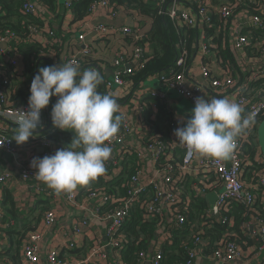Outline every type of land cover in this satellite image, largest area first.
<instances>
[{"label": "built area", "instance_id": "2783aa9c", "mask_svg": "<svg viewBox=\"0 0 264 264\" xmlns=\"http://www.w3.org/2000/svg\"><path fill=\"white\" fill-rule=\"evenodd\" d=\"M80 0H66L65 7L71 9L75 2ZM149 0H146L148 2ZM153 1V0H150ZM157 4V1H155ZM160 3H165L166 7L163 9V13H167L170 19L175 22H181L184 27L196 28L201 30V34L206 42L203 44L199 55L205 56L210 50L211 38H207L205 33H203L204 28L217 23L213 21L214 18L220 22L223 20L227 24V30L224 32L226 35L225 39L229 42L230 46L238 54V59L244 66L249 69V76L245 81L241 82V88L235 92L238 95L237 103H239L246 111L242 115L244 118L249 116L252 120L249 127L253 126L254 120L260 114L264 112V98L258 97L259 94L255 96H250L244 92L245 88H249L253 81L263 79L264 80V6H261L259 2L260 9L257 12H253L247 8L243 7L241 0H235V3L224 0L220 3H213L212 1L206 0L204 4L199 5L200 0H188L186 2H180V0H159ZM236 4V5H235ZM241 7L240 9L235 7ZM106 8L112 17H115L121 10L111 7L107 0H98L91 6V13H93L97 8ZM23 9L28 13L37 14V5L33 0H25L23 4ZM255 10V9H254ZM125 11V10H124ZM133 14V13H132ZM136 17L135 22H139L136 28L130 26H117L111 29L105 23H98L91 28L86 27V22H81L78 27L80 31L78 33V40L80 43L84 44L83 52L88 53L91 51L93 46L90 43L88 37L90 35H98L104 37L107 33H115L117 35H133L136 40L141 41L144 37V33L147 31L145 26H142V18L136 13L133 14ZM223 23V24H224ZM182 26V27H183ZM220 29V28H219ZM219 29L217 32H219ZM37 32V31H36ZM51 39L55 40L56 35L54 31L47 30ZM255 33V34H253ZM216 33L215 36H217ZM14 33L7 30L5 35L0 36V44L6 43V47L0 48V54L5 56V60L9 61L12 65L16 66L18 73H21L22 62L17 57L16 54H8L9 38H13ZM56 41V40H55ZM185 48V47H183ZM146 49L143 45L138 44L136 46L129 45L122 48L112 60V66L114 67L113 76L106 81V85L109 88L114 86H125L126 81L122 78L123 73H133L143 62L144 54ZM81 52H76L70 55L68 60L78 64L77 58L80 56ZM176 65L182 66V70L169 76V74H164L161 76L162 82L168 84L169 88L176 90L183 96L189 97L194 103L195 99L203 91V88H208L214 94L219 92H227L231 88H236V80L230 78L219 79V78H206L202 83L193 82V78L188 76L186 73V68L190 62V54L188 50L182 49L181 55L176 59ZM203 68V75L209 76L208 68L201 64ZM173 76V77H172ZM12 78L6 70L0 69V149L7 153H14L16 147L12 137L8 134V124H13L15 126V119L21 114V110H27L28 103L23 105H14L13 97L16 93V87L12 82ZM203 87V88H201ZM260 93V92H259ZM152 99H165V94L158 91H152L150 93ZM155 104V103H154ZM138 113L141 114L143 107L137 109ZM45 111L41 110V126L37 130L45 128ZM177 128L176 123H173L171 128V134L173 136L171 143H167L161 139L150 138L147 145L149 151H151V157L153 163L156 165V172L159 173L158 176L154 177L149 184L145 185L140 182L141 170L137 172V175L132 177V185L128 190V197L124 203L111 212H104L101 208L113 201L110 195L104 192H99L95 189L88 188L86 193H81V186L77 187L71 192H64V197L66 202H68L72 207L81 211H89L91 209V202H97V206L93 209V212L100 218L106 220L109 224L107 243L96 244L91 250H89L84 256L77 257L75 259L61 258L60 253L62 248H54L49 251L48 259L50 264H88V263H108L109 260L113 259L115 264H121L123 255V244L120 237L116 236L117 232L121 230L126 220L129 217L131 207L134 203L138 202L141 195L146 190V187L150 185L153 189L157 190L158 196L160 197L157 204L149 203L148 210L150 212H158L162 214L168 204H174L176 198L173 194L172 185L177 184L178 181L185 179L186 175L190 176H201V181L212 177L210 174L218 180V182H212L208 184V188L214 187L215 189L209 191L216 192L217 199L215 205L209 206V211L207 214L208 218L211 216L215 217V221L223 224L230 225L233 222V217L224 215L223 211L228 212L229 206L232 202H243L246 204H252L254 202L253 191L264 186V169L258 171L257 179L253 180L251 183H246L242 178L243 166L242 158L240 156L239 147L240 140L236 138L235 148L232 151L228 160H219L210 157L198 158V154L190 153L187 148L181 145L177 137L174 135V130ZM130 132V124L128 121L124 122L122 131H119L115 138L110 142V146L117 147V150L112 152L110 156V162L114 165L121 167V151L118 150V144L124 143L125 136ZM150 137V136H149ZM148 137V138H149ZM43 146L46 149L44 155H52L57 149L54 148L53 143L50 140H44ZM60 149V148H59ZM182 152V160L179 165L174 166L171 162L158 165L157 162L160 159H164L163 162L170 160V156L174 154V151ZM119 154H118V152ZM260 151V149H259ZM140 155V154H139ZM35 157L41 156L38 154L29 158L27 167L22 170V177L35 178V169L31 167V161ZM23 165V164H22ZM198 170L196 173L193 171ZM117 174V172L115 173ZM7 175L0 174V188L6 181ZM197 190V189H196ZM203 189H201V192ZM205 192V190H204ZM207 193V194H208ZM198 194V193H197ZM206 194V196H207ZM168 213V212H166ZM167 216V215H166ZM167 219L166 224L169 226L181 227L185 224L186 217L184 215L175 214ZM59 219V215L56 210H49L44 214V229L39 231L31 232L27 234L23 239V253L25 264H39L40 261V242L49 228L53 227ZM171 219V221H169ZM172 223V224H171ZM167 225L163 224V230L160 232L158 239L155 244H153L149 252L142 251L140 253V259L138 264H161V247L165 241L164 232L167 231ZM88 228L87 219H81L80 222L71 228V230L78 235L83 236L86 229ZM243 228L246 233L251 234L258 240V250L250 253L249 250H244L235 241L229 240L226 236L224 237L220 245L211 253H204V241L200 236H197L194 241V246L189 251L190 259L186 264H264V222L262 219L248 221L243 224ZM5 246L4 234L0 229V249ZM65 246L67 250H74L76 245L75 241L66 242ZM112 254L110 255V251ZM263 260V261H262Z\"/></svg>", "mask_w": 264, "mask_h": 264}, {"label": "trees", "instance_id": "16d2710c", "mask_svg": "<svg viewBox=\"0 0 264 264\" xmlns=\"http://www.w3.org/2000/svg\"><path fill=\"white\" fill-rule=\"evenodd\" d=\"M38 1L44 12L53 17L56 18L62 13L63 7L59 0ZM95 1L98 0H80L73 4L71 10L74 12V21H78L76 23L77 26L92 12L91 6ZM107 1L115 10L124 9L126 12L133 14L136 13L142 19H149L150 21V26L144 33V38L141 41L136 40L133 35H122L123 44L121 46L119 45L120 47L118 46L119 48L114 52L115 57L122 48L129 45L136 46L138 44L143 45L144 49H146L142 64L134 70L133 73L122 74V78L128 84H133L135 81L145 79L150 72L165 67V65L171 60L173 63L175 62V65L173 66V70L169 73V76L172 74L174 76L175 73L182 70V66L180 67L179 65H176L177 61L175 60L181 55L182 49H186L191 53L190 42H188L187 36L191 34L194 35L196 31L193 28L184 26L180 27L181 24L170 19L167 13H163L162 11L166 7L167 2L162 4L159 0H149L148 2H146V0ZM155 1H157V4ZM186 1L188 0H180V2ZM209 1L220 3L224 0ZM226 1L235 3V0ZM241 1L244 8L252 10L255 13L257 12L256 8H261V6H259L261 0ZM205 2L206 0H200V3L197 4L196 7ZM24 3L25 0H0V36L5 35L7 30L14 33L13 38H9L8 40V54H16L23 64L21 73L19 74L17 67L5 60L3 54H0V69L6 70V72L10 74L13 80L12 82L16 87V93L12 98L15 102L14 105L16 106L28 103L30 84L34 76L37 74V61L40 58H43L42 61H44L45 57H57L61 52V49H63V38L62 35L59 34L60 30H56V28L52 26L51 21H44L43 17L40 15V9L37 10V14L26 12L23 9ZM237 8L240 9L241 7L237 6L235 7V10H237ZM213 21L217 24L215 26L210 25L204 28L203 33H205L207 38H211L210 43L212 46L215 45L221 49L226 35L221 29L219 32L217 31L219 28H222L224 22L223 20H220L219 22L216 18H214ZM138 23V21L135 22L133 28H136ZM46 24L49 26L47 27ZM47 30L54 31V35H56L57 38L55 39L56 41L51 39L53 36H50ZM216 33H218L217 36H215ZM43 37H46L47 40H43ZM178 43H181V47H179L181 49L176 46ZM77 52H81L80 56L77 58L80 67H87L90 63L95 61L92 56H94L97 51L93 48L90 52L84 53L82 47L79 46ZM99 54L100 52H98L97 56L102 58L103 56L101 55H103V51L100 55ZM222 55L226 59L230 56L229 52L224 51H222ZM42 61L39 64V68L41 67ZM80 70L83 71L84 68H80ZM104 72L105 71L101 72L103 76ZM103 88L104 86L101 84L98 90L104 93L102 90ZM263 89L264 80L259 79L253 81L249 88L244 89V92L250 96L256 97ZM105 90H107V86ZM53 98L57 99L55 96H53ZM147 101L148 100L143 101L142 104L144 109L141 113V117L144 119L141 123L145 124L146 122H149L150 125H153V131L151 135L149 134L147 136L144 144H148L150 138L161 139L167 143H171L173 138L171 128L173 127L174 121L172 120V117L169 116L170 112L167 110L166 106L164 107L161 103L151 104ZM244 111L246 110L244 109ZM262 119H264V112H260L254 120L253 126L247 127V129L251 128L249 132L244 130L247 134L242 132L237 137L240 140L239 152L243 166L242 178L248 184L257 179L256 174L258 171L264 169V163H258L256 159L257 154H259L257 126ZM159 124H162V128ZM123 126L124 121H122L119 131H122ZM41 131L45 138L55 141V149L68 147V144H70L74 135L70 130H60L58 128L51 133L50 130H47L46 128ZM14 132L15 131H8V134L12 139L14 137ZM30 141L31 140H28L24 144L29 143ZM13 142L15 147L19 146L14 139ZM111 147L112 152L117 150V147ZM121 152L120 157L123 156L121 167L118 168V166L110 162L109 159L105 163V172L103 174L99 175L96 179L91 180L86 185H80L82 194L86 193V189L91 188L110 195L113 201L110 205L109 212L119 208L127 199L128 190L132 185V177L137 175V172L141 170L142 167L138 154L132 149H123ZM163 160V158L160 159L157 164L161 166L171 162L174 166H178L182 160V152L175 150L174 154L170 156L169 161L163 162ZM116 172L118 173L115 174ZM210 176L212 177L211 179H208L207 175V179L201 181L199 178L193 180L191 176L187 174L184 180L178 181L177 184L172 185L176 202L174 204H168L166 210L162 214H159L158 212H150L148 210L149 203L157 204L158 202H155V200L159 201L160 199L157 190L148 185L139 201L134 203L131 207L126 223L116 234L117 237H120L123 244L121 264H138L140 253L142 251L149 252L148 250L156 243L159 234H162L160 232L163 230V224L167 225V219L170 216L173 218L172 215L175 214V212L184 215L186 221L181 227L174 225L168 227L167 225V231L164 232L165 241L161 247V264H186L190 259L189 251L194 246V241L197 236H200L204 241V249L202 250L204 253L209 254L213 252L220 245L221 240L226 236L229 240L235 241L239 244L244 250H249L250 253L254 251L256 252L258 250V240L251 237V234L245 232L243 224L257 219H262L264 222V186L253 191L254 202L252 204L236 201L232 202L229 206V211L223 212L224 215L233 217V222L230 225H223L215 221V217H207L210 204L206 194L215 189L214 187L208 188L207 185L212 182H218L212 174H210ZM201 189H203L202 192ZM3 208L7 213L15 215L16 210L14 201L8 190L5 191ZM49 210L47 209L46 212ZM106 210L107 208L104 212H106ZM43 212H45L44 209ZM38 230V227L36 228L27 225L23 231H18L17 238L12 240L15 244L14 252L0 249V262L9 264V261L12 260L14 264H20L23 239L27 234ZM88 250L89 248H86L85 250V248L77 247L68 252L73 253L76 257H80L85 255Z\"/></svg>", "mask_w": 264, "mask_h": 264}, {"label": "crops", "instance_id": "0c3cea01", "mask_svg": "<svg viewBox=\"0 0 264 264\" xmlns=\"http://www.w3.org/2000/svg\"><path fill=\"white\" fill-rule=\"evenodd\" d=\"M33 1L34 3H38L37 8L38 10L40 9V15L43 17L44 21H51L52 26L55 27L56 30H60L59 34L62 35L63 38V49H61L59 55L57 57H45V60L41 63V67L66 63L69 56L75 54L78 51L79 46L82 47V49L84 47V44L80 43L78 40L80 28H78L76 24L78 21H74L73 10L67 9L65 7L66 0H59L63 7L62 13H60L59 16L55 18L52 15L44 12L38 0ZM260 4L261 6H264V0H261ZM84 21L87 23L86 27L88 28H91L98 23H105L111 29V26L133 27L135 25L136 17L132 13L126 12L124 10H121L115 17H112L106 8L99 7L93 13H90ZM178 23L181 24L180 27L183 26L181 22ZM46 26L48 27L49 25L46 24ZM142 26H145L147 29L150 26L149 19L143 18ZM196 27L197 26H194L193 28L196 31L194 35L191 34L187 36L188 42H190L191 53H189L190 62L187 65L186 73L188 76L193 78V82L195 81L199 84H203L202 81L206 78H219L224 80L230 78L232 80H236V88H231V90L227 92H219L218 94H214L212 90L210 91L208 88L201 87L203 88V91L200 95L204 96L205 99H210L213 97L227 98L237 103L238 95L235 94V92L241 88L240 81H245L249 76V69L239 61L237 52L232 49L229 42H227L225 38L221 49L210 44V50L208 54L205 56L199 55L198 53L201 51L206 39L203 38L201 30L199 32V29ZM220 29L225 32L227 30V24H222V28ZM44 39L45 41L47 40L46 37H43V40ZM87 41H89L87 43H90L91 41L93 49L97 51L94 56H92L95 61L90 63L87 67L81 66L80 68H84V70L95 68L100 72L105 71V77L102 83L104 88L102 90L104 93L111 94L117 98L120 105V112L124 117L123 121H128L130 124V132H128V134L125 136L124 143L118 144V150L123 151V149H132L138 154L139 161L142 165L140 182L147 185L154 177L159 175V173L156 172V165L153 163L151 151H149L147 145L144 144L147 136L149 134L151 135L153 131V125H150L149 122H146L145 124L141 123L144 118L141 117V114L138 113L137 109L140 106L143 107V101L146 100H148L151 104L161 103V105L164 107L166 106L167 110L170 112L169 116L172 117V120L176 123V126L182 127L184 124H186V121L190 116V110L195 106V103L189 97L183 96L176 90L169 88L167 83L164 84L162 82L161 76L164 74H169L173 70L175 62L173 63L172 60L167 63L165 67L158 68L157 70L150 72L145 79L135 81L133 84H128L126 82L125 86L123 87H107V90H105L107 86H105V83L113 76L114 72L112 66L114 52H116L117 49L123 44V37L110 32L104 37L90 35ZM176 46L178 48L181 47V43L176 44ZM220 50L229 52L230 56L228 59L224 58L222 51ZM102 51L103 55L101 56L103 57H98V52L101 54ZM201 64L208 68L209 76L206 77L203 75L204 67H202ZM152 91L164 93L165 99H152L150 96ZM55 102L56 99L51 97L49 105L44 109L46 122L45 128L50 130V133L54 132L56 129V127L52 125L50 115L52 105ZM244 113H242V115ZM0 121L3 120L0 118ZM159 126L162 128V124H159ZM15 127L16 126L13 124H8L7 131H15ZM41 130L43 129L36 130V133H34L35 136L29 138L31 141L16 147L15 152L12 154L0 149V174L4 173L7 175L6 181L0 188V229L4 234L5 240V246L3 249L14 252L15 244L12 242V240L17 238V232L23 231L27 225L34 226L36 228L38 227L39 230L44 229L45 212L47 209L56 210L59 215V219L53 227L48 229L40 242L41 259L39 264H50L48 259L49 251L56 247L63 249L60 253L61 258H77L73 253L68 252L71 251L67 250V247L65 246L66 242L68 241H75L77 245L75 248L81 247L85 248V250L86 248L91 250L96 244H99V242L107 243L110 236H108V222L98 217L93 212V209L97 206V202H91V209L89 211H81L75 209L68 202H66L64 192L58 195L53 189L49 188L47 184L39 181L36 177L27 179L22 177V170L27 167V164L25 163L28 162L30 157L36 154H39L41 158L45 156L44 153L46 149L43 146L44 140H50L55 148V141L45 138ZM250 130L251 128L245 129L247 132ZM245 131H243V133H246ZM258 153L259 154H257L256 158L257 162L264 163V156L260 151ZM201 157L202 156L198 155V158ZM197 171L198 170H195L192 173H196ZM191 178L196 180L197 178L201 179V176L192 175ZM6 190L10 192L11 198L14 201L16 210L15 215L7 213L3 208ZM111 204L112 202L105 205L101 209L105 210L107 208L106 212H108ZM43 209L45 212H43ZM84 218L87 219L88 225L85 234L83 236L75 234L71 228L77 225L80 220ZM169 221H171V219ZM112 253L113 252L111 250L110 255ZM20 259V264H25L23 244L21 247ZM11 261H9V264H14V262ZM108 263L115 264L113 259L109 260ZM0 264L5 263L0 262Z\"/></svg>", "mask_w": 264, "mask_h": 264}, {"label": "clouds", "instance_id": "9594fccd", "mask_svg": "<svg viewBox=\"0 0 264 264\" xmlns=\"http://www.w3.org/2000/svg\"><path fill=\"white\" fill-rule=\"evenodd\" d=\"M103 80L97 69L81 71L72 61L40 67L30 84L28 108L15 119L13 139L21 145L35 136L41 126V110L49 105L51 97H57L50 113L52 125L74 135L68 147L33 158L31 167L36 170V178L58 195L86 185L105 172L112 153L110 142L124 117L117 98L98 90ZM242 113L244 108L227 98L199 96L186 124L177 127L174 135L190 153L225 160L252 120Z\"/></svg>", "mask_w": 264, "mask_h": 264}, {"label": "water", "instance_id": "95a60500", "mask_svg": "<svg viewBox=\"0 0 264 264\" xmlns=\"http://www.w3.org/2000/svg\"><path fill=\"white\" fill-rule=\"evenodd\" d=\"M38 6V3H35ZM134 25V24H133ZM132 25V26H133ZM6 47V43H1L0 44V48H5ZM43 58H40L37 61V73H38V68H39V64L42 61ZM96 68H98L97 66H95ZM259 97L264 98V89L260 91L259 93ZM257 141H258V146L260 149L261 154L264 156V119H262L257 126ZM209 200V204L210 206H214L216 199H217V194L216 192H210L207 194L206 196Z\"/></svg>", "mask_w": 264, "mask_h": 264}]
</instances>
